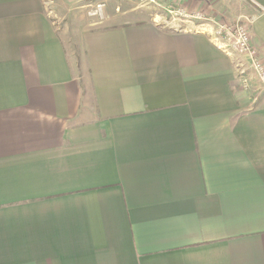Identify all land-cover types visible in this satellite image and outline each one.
Wrapping results in <instances>:
<instances>
[{"label":"crops","instance_id":"1","mask_svg":"<svg viewBox=\"0 0 264 264\" xmlns=\"http://www.w3.org/2000/svg\"><path fill=\"white\" fill-rule=\"evenodd\" d=\"M206 1L169 0L245 3L264 65V0ZM162 15L88 21L76 54L43 0H0V264H264V88Z\"/></svg>","mask_w":264,"mask_h":264},{"label":"rangeland","instance_id":"2","mask_svg":"<svg viewBox=\"0 0 264 264\" xmlns=\"http://www.w3.org/2000/svg\"><path fill=\"white\" fill-rule=\"evenodd\" d=\"M206 2L207 5L213 8L214 6L217 7V0H207ZM43 4L45 10L49 13L59 30L65 33L67 44L72 45L76 54L77 50L81 48L77 38L78 33L85 28L84 26L88 21L102 23L105 22L103 20L105 16L111 17L113 14L116 15L125 11L127 13L140 12L151 17L157 13H162L163 18L158 20V22L163 24L172 22L171 25L180 29L189 25L187 22H204L210 26V31L214 30L217 23L226 25H233L238 21L249 23L247 19L242 20V18L234 21L242 12L249 8L245 3L240 2H236V4L232 3L230 9V12L232 11L231 15L227 19L219 17L221 21L216 19H212L211 21L209 19L212 18L211 14L209 17L198 15L195 17V20H191L192 18L190 17L188 19L186 13L183 12V7H178L176 2L171 3L169 0H43ZM166 6H171L170 10L176 11V14H167L163 9ZM227 51L233 52L230 48Z\"/></svg>","mask_w":264,"mask_h":264},{"label":"built area","instance_id":"3","mask_svg":"<svg viewBox=\"0 0 264 264\" xmlns=\"http://www.w3.org/2000/svg\"><path fill=\"white\" fill-rule=\"evenodd\" d=\"M248 25V23L240 21L233 25L217 23L214 30L209 32V36L218 49L228 52L227 49L230 48L233 50L234 54L240 56L242 60L246 59L257 81L264 88V65L258 53L251 45ZM244 74V71H240L238 80L242 88L246 89L249 85V80Z\"/></svg>","mask_w":264,"mask_h":264}]
</instances>
